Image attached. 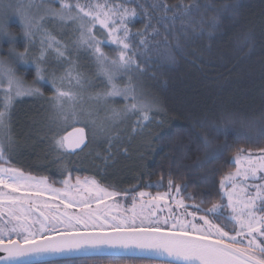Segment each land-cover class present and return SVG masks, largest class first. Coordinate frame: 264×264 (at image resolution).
<instances>
[{
  "label": "snow or ice",
  "instance_id": "snow-or-ice-1",
  "mask_svg": "<svg viewBox=\"0 0 264 264\" xmlns=\"http://www.w3.org/2000/svg\"><path fill=\"white\" fill-rule=\"evenodd\" d=\"M128 2L75 0L68 3L66 0H48L46 15L59 21H71L74 30L79 31L72 47L89 50L94 56L98 73L106 79L108 89L95 93L92 98L98 105L109 108L108 119L115 124L127 120L130 114H137L131 133L139 131L143 134L152 122L150 114L166 112L143 86L142 77L147 71V64L138 60L137 54L147 59L146 53L150 50L148 36L160 37L152 44L158 46L163 43L175 62L170 45L174 42L176 48L183 50L181 34L185 42L194 37L208 39L207 46L210 47L211 39L222 31L219 25L221 15L234 14L237 6H225L222 11H217L206 28L203 17L211 8L208 4L202 10L195 0L191 5L184 4L182 0L174 4L166 0H152L147 7L140 0H134L135 7H129ZM57 3L59 7L54 6ZM31 7V4L25 5L23 0H16L15 5L12 0L6 3L0 0V34L15 37L5 25L8 14L13 13L19 17L27 41L24 51L15 52L14 48H10L9 59H0V82L6 80L9 90L15 91L16 95L43 97L35 81L26 83L14 68L16 58H27L29 46L34 43L40 30L31 18ZM197 14L201 17L199 27L193 23ZM136 15L145 18L144 27L130 34L129 19ZM153 21L155 25L163 26V35ZM97 26L102 30L99 37L96 34ZM168 33H171V39ZM105 34L118 50L115 57L107 55L101 47ZM134 36L139 37L138 42H134ZM40 45L39 56L34 61L35 77L43 79V64L48 50L53 49L61 58L65 56L63 49L69 46L62 45L46 30L40 37ZM74 67L69 69L66 77L57 79L53 75L51 84L54 91L44 97L49 102L50 111L40 118V124L49 140V149L61 160L83 151L89 144L88 129H91L93 139L98 135L108 139L103 154L96 152V156L105 164L115 162L110 126L92 118V109L78 106V98H82L80 92L63 90L66 78L75 80V85L81 90L85 86L83 74H73ZM132 73L138 78L135 84ZM123 74H129L128 80L120 85L116 81ZM152 75L155 76V73ZM112 97H123L130 103L116 108L110 106ZM78 122L84 123L85 127H76ZM156 123H163V120L158 119ZM196 125L204 128L205 123L198 120L194 122ZM252 126L251 122H237L231 117H224L219 125L213 126V131L229 127L239 131ZM258 136L264 140V114L259 118ZM244 138L249 142L252 139ZM15 143L8 113L0 110V253H3L0 261L4 264H28L32 259L45 256L68 255L105 247L139 251L149 256H166L169 258L167 264H264V147L235 148L230 157L235 167L220 176L218 199L213 200L210 206L203 207V197L198 203L186 204L185 199L193 200V194L182 196L186 184L177 183L174 186L171 178L167 182L168 190L157 192L155 196L145 191H135L137 184L117 191L115 185L105 187L94 178L81 180L77 177L73 182L70 174L61 181L62 187L56 188L48 183L47 177L37 178L20 168L5 166L10 162ZM202 143L206 152L198 162L200 167L216 159L224 150L222 144L213 145L207 133L203 134ZM123 151L126 153L127 149ZM60 171H68L67 164H61ZM155 186H163V178ZM46 192L52 194L48 200L42 199ZM128 197L132 200V207L128 210L131 215L127 211L111 215L108 209L121 207L113 204V201ZM145 197L151 198L145 200ZM53 199L58 203H51ZM171 204L183 210L180 215H173ZM165 206L169 215L160 218L159 213L165 210ZM189 208L192 210L189 211ZM146 209L149 210L146 212Z\"/></svg>",
  "mask_w": 264,
  "mask_h": 264
},
{
  "label": "trees",
  "instance_id": "trees-1",
  "mask_svg": "<svg viewBox=\"0 0 264 264\" xmlns=\"http://www.w3.org/2000/svg\"><path fill=\"white\" fill-rule=\"evenodd\" d=\"M8 2V0H4ZM74 3L75 0H66ZM87 2V0H81ZM93 3H104L105 0H92ZM109 3H120L122 0H108ZM147 7L152 0H140ZM169 4L177 3L178 0H166ZM186 5H191L193 0H182ZM15 5L16 0H12ZM23 3H32L38 11L39 18L35 21L39 26V32L35 37L36 50L39 48L40 37L46 30L60 42L75 40L78 31L71 27L75 26L71 21H59L46 15L48 0H23ZM195 3L203 6L208 4L211 8L204 14L205 27L211 23V17L222 11L225 6L236 5L234 14L221 15L219 25L221 32L209 40L205 38H193L185 42L181 34L180 41L184 45L183 50L176 48L173 42L170 47L175 54V62L172 61L168 48L163 43L154 46L152 41L160 39L149 35V49L146 53L147 59L137 54L138 60L147 64V71L142 80L148 95L156 98L166 110L164 113H152V122L148 124L144 134L147 136V146L139 154L127 147L125 153L122 149L113 151L115 162L103 163L100 157L89 167H70L68 171L60 173L49 168L39 167L42 152L38 154H26L23 160L15 162L11 166L20 168L26 174L47 177L48 183L58 188L62 186L61 181L67 174L75 182L79 177L94 178L105 187L115 185V190H123L130 185L137 184L135 191H145L151 195L168 190V179L177 183L186 184L182 196L192 193L193 200L185 199L186 203H198L203 197V207L211 205L213 200L219 197V178L235 165L230 160L232 151L237 147L255 149L264 147V140L258 136L259 118L264 114V0H195ZM59 7L57 3L54 5ZM129 7H135L134 0H129ZM43 11V13H41ZM43 17V19H42ZM201 17L196 15L193 21L199 27ZM143 15L132 16L129 19L130 34L144 27ZM155 25V21H153ZM9 31L15 37L0 34V59H9V50L14 48L15 52H22L27 44L23 36V25L19 17L9 13L5 21ZM164 34L162 25H155ZM151 33V29L148 30ZM179 31V29H177ZM101 36V32H96ZM171 39V33H168ZM139 37L134 36V42ZM30 47V46H29ZM103 51L111 56L118 52L115 45L102 42ZM85 54L79 62L92 64L96 67L94 56L89 50L83 49ZM50 53L54 51L48 50ZM18 60V58H16ZM24 61V60H22ZM88 61V62H87ZM19 63H21L19 61ZM35 67L33 63L15 65L16 74L25 79V82H36ZM155 73V76L152 74ZM102 82V91H107L108 84L103 75L99 74ZM119 78L116 82L124 84L128 75ZM133 83H137L136 74H131ZM37 86L43 92V98L50 96L54 89L51 83H38ZM111 105L121 108L125 101L119 97L110 99ZM21 108L17 116L29 117L27 108ZM133 123L137 120V114H130ZM231 117L237 122L244 120L251 122L252 127L245 129L229 127L213 131L214 125H219L222 118ZM163 123H156L157 120ZM202 120L204 128L194 122ZM147 123V122H146ZM204 133L209 135L213 145H224L223 152L203 167L198 162L205 156V146L202 143ZM244 137H252L249 142ZM150 139V144L148 143ZM89 147L78 152L72 157L81 156ZM106 147L97 152L103 154ZM25 159V160H24ZM10 166V164H6ZM163 178V186L156 187L155 184ZM49 193H45L43 199L48 200ZM130 199L128 197L126 200ZM129 201V200H128ZM54 203L58 201L54 200ZM63 207V205H61ZM111 210V209H109ZM74 211V210H71ZM163 263L146 258L102 256L83 257L65 260L39 262L33 264H149Z\"/></svg>",
  "mask_w": 264,
  "mask_h": 264
},
{
  "label": "rangeland",
  "instance_id": "rangeland-1",
  "mask_svg": "<svg viewBox=\"0 0 264 264\" xmlns=\"http://www.w3.org/2000/svg\"><path fill=\"white\" fill-rule=\"evenodd\" d=\"M32 5V3H29ZM28 5V4H26ZM46 11V10H45ZM31 18L34 22L39 18L38 11L36 7L32 5L29 9ZM43 13V11H41ZM74 29V27H71ZM96 32L102 33V30L97 26ZM79 36V31L78 35ZM98 37L100 35H97ZM102 42L104 44L112 45V43L106 38V34L104 38H102ZM62 45H68L69 47L63 49L65 52V56L58 58L56 52L53 49L50 51H54L53 53H47V58L43 64L45 71L42 75L45 77L43 79L37 80L35 82V86L38 83H51V78L53 75L59 79L60 77H66L69 69L74 65V72L81 73L84 77V88L83 90L79 89L75 85V80H71L70 78H66L64 80L63 90L65 91H78L81 93L82 98H78V106L83 107L84 109H92V118L96 119L98 123H104L110 126L112 137V151H116L118 149L129 147L131 150L135 151L136 154H139L141 150H144L147 146V136L143 133H131V128L133 126V117L131 115L128 116L127 120L117 122L113 124L109 119V108L106 106L98 105L97 101L93 99L95 93L103 92L102 91V82L98 73H96V67L92 66V69H89L88 63H81L79 60L85 54L84 48L79 50L72 47V42H61ZM102 45V43H101ZM41 45L39 43V48L36 50L35 44L33 43L29 47V52L27 58L22 61L20 59H16L15 65H22L23 63H33L35 64V58L39 56ZM49 52V51H48ZM118 53V52H117ZM115 53V56H117ZM111 56V57H115ZM95 59V58H94ZM19 61L21 63H19ZM88 62V61H87ZM123 74L119 78L125 77ZM28 83V82H26ZM107 83V82H106ZM118 83V82H117ZM120 84V83H118ZM122 85V84H120ZM124 99L123 97H119ZM110 106L111 102H110ZM27 108L29 112V117L23 118L22 116H17L18 111L21 108ZM24 108V109H25ZM0 110H5L8 113V122L11 127V132L15 138V147L14 150L10 154V166L5 165L6 167H14L11 166L16 164L15 162H19L23 160L26 154L34 155L38 154L39 151L42 152V157H37V160H40L39 167L49 168L52 171L60 172L61 164H67L68 169L70 167H89L98 156H96V152L103 148L107 147L108 139L105 136L98 135L97 138H92L91 129H88V138L89 144L87 147L88 150L86 153H83L80 157H72L71 155L65 156L62 160L55 157V154L49 149V140L44 135V129L41 127L40 118L43 117L46 113L50 111L49 102L43 98L38 96H28V95H16L15 91L9 90V84L5 80L0 82ZM76 127H85V124L82 122H78ZM70 130V129H69ZM131 134V139H129V135ZM89 149L92 151L89 152ZM25 160V159H24ZM234 164V162H232ZM66 172V171H65ZM67 174L66 176H68ZM65 176V177H66ZM64 177V178H65ZM62 184V183H61ZM62 186L58 187L61 188ZM174 190V188H173ZM7 191V190H5ZM47 193V192H46ZM48 194V193H47ZM51 193H49V197H51ZM152 196H155L153 194ZM151 197H145V200L150 199ZM43 199V198H42ZM129 200V201H128ZM124 198H116L113 201V204H119L121 207L117 208L113 206L111 210V215L123 214L127 211L128 215H131V211H128L132 207V200ZM51 203H54V199L50 200ZM226 203V199L224 201ZM186 203V202H185ZM163 206V202H161ZM186 204H193V202H189ZM93 208L96 207L95 204L92 205ZM171 208L173 210V215H180L183 210L177 209L175 204H171ZM74 211H78V209H72ZM149 209H146L147 212ZM192 209L189 208V211ZM139 211V209H137ZM160 218H164L169 215L167 206H165V210L159 213ZM191 219V217H188ZM202 223V222H199ZM145 264V263H144ZM149 264H167V263H149Z\"/></svg>",
  "mask_w": 264,
  "mask_h": 264
},
{
  "label": "water",
  "instance_id": "water-1",
  "mask_svg": "<svg viewBox=\"0 0 264 264\" xmlns=\"http://www.w3.org/2000/svg\"><path fill=\"white\" fill-rule=\"evenodd\" d=\"M85 148L86 147H84V149ZM78 152H81V151H77L76 153H78ZM0 255H3V253H0ZM102 256H121V257L146 258V259H151V260H155V261H160L163 263H167L168 259H169L166 256H164V257L157 256V255L149 256V255L141 254L139 251H134V250L129 251V250H124V249H111V248L105 247V248L99 249V250L79 251V252H74V253L68 254V255L45 256V257L38 258V259H32L31 261L28 262V264L55 261V260L73 259V258L102 257ZM0 264H4V262L0 261ZM178 264H182V262H178Z\"/></svg>",
  "mask_w": 264,
  "mask_h": 264
},
{
  "label": "clouds",
  "instance_id": "clouds-1",
  "mask_svg": "<svg viewBox=\"0 0 264 264\" xmlns=\"http://www.w3.org/2000/svg\"><path fill=\"white\" fill-rule=\"evenodd\" d=\"M37 80H39V77H37Z\"/></svg>",
  "mask_w": 264,
  "mask_h": 264
}]
</instances>
